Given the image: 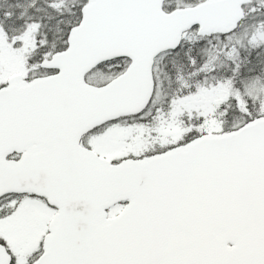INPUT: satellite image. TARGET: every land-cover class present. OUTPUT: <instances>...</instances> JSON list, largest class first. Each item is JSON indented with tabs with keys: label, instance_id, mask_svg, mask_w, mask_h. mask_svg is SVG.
I'll return each mask as SVG.
<instances>
[{
	"label": "snow or ice",
	"instance_id": "snow-or-ice-1",
	"mask_svg": "<svg viewBox=\"0 0 264 264\" xmlns=\"http://www.w3.org/2000/svg\"><path fill=\"white\" fill-rule=\"evenodd\" d=\"M0 264H264V0H0Z\"/></svg>",
	"mask_w": 264,
	"mask_h": 264
}]
</instances>
